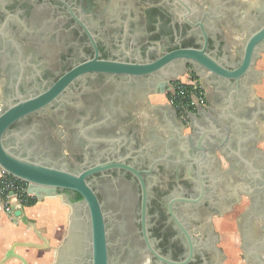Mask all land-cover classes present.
<instances>
[{"label": "flooded vegetation", "instance_id": "af4514ba", "mask_svg": "<svg viewBox=\"0 0 264 264\" xmlns=\"http://www.w3.org/2000/svg\"><path fill=\"white\" fill-rule=\"evenodd\" d=\"M186 2L197 16L206 7L201 0H0V116L24 111L2 144L41 165L85 174L95 197L58 190L68 202L59 234L28 215L35 229L19 221L36 237L32 248L49 254L39 264H264V184L245 189L231 170L213 185L195 181L177 149L176 138L189 140L183 136L192 131L167 90L175 78H197L193 68L183 59L150 75L102 67L154 63L205 40L212 55L226 56V67L236 66L243 43L225 50L220 18L203 31ZM263 56L243 78L250 89L242 88L239 101L263 80ZM82 65L88 69L76 72ZM209 79L201 78L217 102ZM206 106L198 124L210 128L219 115ZM253 109L264 118L263 104ZM52 198L34 196L24 209ZM3 215L10 217L0 208Z\"/></svg>", "mask_w": 264, "mask_h": 264}, {"label": "water", "instance_id": "95a60500", "mask_svg": "<svg viewBox=\"0 0 264 264\" xmlns=\"http://www.w3.org/2000/svg\"><path fill=\"white\" fill-rule=\"evenodd\" d=\"M201 1L206 7L200 11L198 16L188 2L185 7L188 17L192 16L203 31L204 26L212 22L214 18H220V25H225L227 22L231 26H234L236 22L243 24L242 29L245 31V36L242 41H239L243 43V48L236 66L226 67L225 65H228L226 56L218 58L212 55L206 48L205 40L201 48L188 47L174 50L154 63L129 65L109 62L103 63L102 67L108 71L150 75L158 69L176 67L179 64L176 59H183L184 65H190L199 78H210V84L216 82L215 92L220 105L215 109L218 111L219 120L212 121L209 128L198 124V118L207 112L205 108L187 111L188 126L192 132L183 136L189 137V140L185 138L184 142L180 141V136L176 138V141L179 140L177 149L183 153L184 165L189 171L195 173V181L198 180L204 184V179H206L213 185L217 179L218 182L222 180L221 175L225 171L231 170L241 178L239 182H234L236 185L250 191H257L259 190L257 181L264 184V118L257 117L253 106L264 105L262 103L264 102V78L257 85L255 94L251 91L249 94L244 93L240 101L239 98L242 88H248V85H243V78L251 71L256 58L264 51V0H256L258 7L251 6L252 14L244 22L237 19L239 11L240 9L249 10L250 6L235 4L234 0ZM260 17L261 21L258 20ZM210 28L212 29V26ZM222 47L225 50L233 49L225 44H222ZM259 66L264 67V56L258 61ZM87 69V65H82L76 72ZM216 93L214 98H216ZM23 112V110L7 111L0 116V173L5 172L26 182L25 191L37 199L57 197L61 203L68 205L58 190H69L81 194L88 201L95 200L92 191L84 181L85 174L76 175L64 169L41 165L39 162L15 155L3 146L4 130L18 114ZM192 123H195L200 130H196ZM207 140L217 148L210 150ZM213 171H217L218 178H214ZM14 216L20 222L35 229V220L26 215L23 204L14 210ZM262 238L260 244L264 246V234ZM19 246L38 247L37 243L31 241H15L0 257V264H5L10 259H17L20 264H28L26 258L16 252V247Z\"/></svg>", "mask_w": 264, "mask_h": 264}, {"label": "crops", "instance_id": "0c3cea01", "mask_svg": "<svg viewBox=\"0 0 264 264\" xmlns=\"http://www.w3.org/2000/svg\"><path fill=\"white\" fill-rule=\"evenodd\" d=\"M235 4H245L247 6H250L248 9H240L239 15L237 19L241 22H244L246 18L249 17V15L252 14L251 12V6L252 7H258L256 5V0H234ZM227 25V26H226ZM225 26H221V32H222V41H224L223 44L229 45L230 47L234 48L237 45H240L241 43L239 41H242L245 36V31L242 29V23H237L234 26H231L229 22H227ZM213 95L214 92L207 91V106L206 108L209 109L211 107H218L220 105L218 102H213ZM155 102H165L163 97H155ZM25 209H28L26 215L35 218L36 219V225L38 224L42 225V228L50 235L53 234H59L61 233L65 226L67 225L66 221V213L67 209L64 207L63 203L56 198H52L49 200H44L42 203H36L33 206L26 207ZM24 209V210H25ZM22 235H26V241L36 242L35 236L32 235L30 229H26L23 226L22 227H15L11 225V222L3 215V217L0 218V250H1V256L4 253V251L7 249L8 244L12 242L14 239H24L22 238ZM32 238V239H31ZM26 251L22 254L23 257L28 260L30 264H39L40 256H42L43 260L45 261L48 257V253H43L40 255V253L32 247H23ZM17 248V247H16ZM0 256V257H1ZM10 261V260H9ZM9 261L6 262V264H19V263H10ZM9 262V263H8Z\"/></svg>", "mask_w": 264, "mask_h": 264}, {"label": "built area", "instance_id": "2783aa9c", "mask_svg": "<svg viewBox=\"0 0 264 264\" xmlns=\"http://www.w3.org/2000/svg\"><path fill=\"white\" fill-rule=\"evenodd\" d=\"M206 93L207 90L201 78L185 76L171 80L167 90V100L181 117L185 118L187 111H195L207 105ZM26 189V182L5 172L0 173V197L4 198L3 207L0 208L4 214L16 218L13 215L14 210L34 197L25 191Z\"/></svg>", "mask_w": 264, "mask_h": 264}, {"label": "rangeland", "instance_id": "374dc122", "mask_svg": "<svg viewBox=\"0 0 264 264\" xmlns=\"http://www.w3.org/2000/svg\"><path fill=\"white\" fill-rule=\"evenodd\" d=\"M3 204H4V198L3 197H0V207H3ZM25 211L27 212L28 211V209H25ZM5 215H7V214H5ZM13 215H14V213H13ZM10 222H17V224H18V226L19 227H22V224L19 222L20 220L18 219V218H14V217H12V215H10V217L9 218H7ZM26 237V235H22V238H24V239H14L12 242H15V241H26L25 239L27 238H25ZM32 239V238H31ZM11 243V242H10ZM35 243V242H34ZM9 245V244H8ZM16 250L19 252V253H24L25 251H26V249L25 248H22V247H17L16 248ZM21 254V255H22ZM0 256H1V250H0ZM49 257L45 260V263H47V262H49ZM10 263H18V260L17 259H10V261H9ZM8 262V263H9Z\"/></svg>", "mask_w": 264, "mask_h": 264}, {"label": "trees", "instance_id": "16d2710c", "mask_svg": "<svg viewBox=\"0 0 264 264\" xmlns=\"http://www.w3.org/2000/svg\"><path fill=\"white\" fill-rule=\"evenodd\" d=\"M33 200H27V204H32Z\"/></svg>", "mask_w": 264, "mask_h": 264}]
</instances>
